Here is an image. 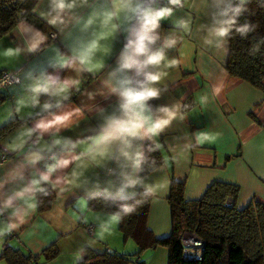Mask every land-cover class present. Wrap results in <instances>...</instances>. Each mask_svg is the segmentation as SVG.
I'll return each instance as SVG.
<instances>
[{"label":"clouds","instance_id":"9594fccd","mask_svg":"<svg viewBox=\"0 0 264 264\" xmlns=\"http://www.w3.org/2000/svg\"><path fill=\"white\" fill-rule=\"evenodd\" d=\"M187 3L108 0L105 5L90 0H37L33 12L55 30V39L63 38L56 45L59 58L50 65L59 70V75L36 79L25 95L32 98V108L39 104L42 94L55 98L56 103L46 101L43 110L49 112V118L39 119L34 127H22L5 145V151L14 156L0 163V192L10 190L0 197V240L22 227L39 206V197L47 196L50 190L58 188L61 194L72 189L84 191L86 184L93 182L86 176L92 168H104L106 186L100 187L97 175V191L85 192L82 199L86 203L101 200L114 209L104 218L108 227L131 215L141 196L155 192L148 169L155 164L152 153L162 147L157 138L184 116L178 104L154 107L151 102L166 91L161 86L165 77L161 69L166 61L176 63L168 57L178 44L176 33L192 32L193 18L177 16ZM250 3L196 0L201 16L207 20L198 27L203 46L226 52L233 33L241 39L255 33L256 24L240 23ZM45 5L47 10H41ZM165 21L173 24L171 38L157 47ZM26 29L34 33L35 42L25 41L23 47L10 50V55L19 58L50 51L53 34L22 15L14 28L22 41ZM118 36L123 40L122 47L118 55H113L111 41ZM261 44L264 37L257 40L253 50L259 51ZM105 58L112 59L113 64L106 65ZM89 80L92 83L86 87ZM221 91V85L212 87L213 95ZM75 93L86 94L91 106L73 104L64 110L63 102L70 101ZM97 97L106 102L104 107L97 108ZM17 103L20 108L26 106L23 100ZM53 107L59 111L51 112ZM93 120L94 124L85 127ZM66 131H78L79 135L65 136ZM205 139L208 136L204 133L196 135L197 143ZM109 163L115 167H109ZM76 259L82 261V253Z\"/></svg>","mask_w":264,"mask_h":264},{"label":"crops","instance_id":"0c3cea01","mask_svg":"<svg viewBox=\"0 0 264 264\" xmlns=\"http://www.w3.org/2000/svg\"><path fill=\"white\" fill-rule=\"evenodd\" d=\"M90 3L106 5L108 0H90ZM41 10H47L46 5ZM186 15L193 18L192 32L176 33L178 44L168 52L169 60L176 63L168 64L166 61L161 69L165 73L161 86L166 91L162 90L161 97L151 102L154 107L178 104L184 116L183 120H175L157 138L162 145L158 150L160 165L148 174L149 182L156 185V190L150 196L146 226L156 238L165 237L170 231L166 197L171 180L182 183L184 201L198 200L210 184L220 182L237 187L236 209L244 208L251 200L264 204V90L259 92L230 78L225 70L227 51L203 46L198 27L207 20L201 16L196 0H188L185 8L177 13V16ZM43 22L47 32L55 36V30ZM14 28L0 38V72L11 73L17 78L14 85L0 89V126L12 120L17 122L0 140V154L7 155L0 163L14 156L5 151V145L13 141L22 127H34L39 119L49 118L43 104L46 101L55 104V98L49 99L42 94L38 97L39 104L32 108V98L25 92L36 79L59 75V70L50 65L59 58L56 45L63 39L60 36L52 39L50 51L23 54L17 58L9 54L10 50L23 47L25 41L34 43L36 37L26 29L22 41ZM172 29L171 21L162 22L157 47L165 38H171ZM122 43L119 36L111 41L113 55H118ZM113 62L105 58L106 65ZM91 83L89 80L85 86ZM216 85L222 86L219 95L212 92ZM19 100H23L26 106L20 108ZM63 103L64 110L73 104L91 106L86 94L81 96L80 93H75L70 101ZM105 104L97 97V108ZM50 111L59 110L53 107ZM94 123L93 120L85 127ZM200 133L206 134L208 139L197 143L196 135ZM63 135L75 138L79 132L66 131ZM108 166L114 168L115 164L109 163ZM38 168L42 170V166ZM97 175L100 187H105L108 177L104 168H92L86 176L93 182L86 184L84 191L72 189L61 194L57 188L50 190L47 196L39 197V206L27 222L0 240V264H76L77 254L85 248L95 253L135 254L136 246L130 240H123L117 224L111 227L104 224L109 213L91 210L89 203L82 199L85 192L97 191ZM6 194H10L9 189L0 192V197ZM48 249L53 252V257L47 260ZM4 253L12 256L15 263L7 260ZM136 261L167 264L166 251L161 247L146 250L137 256Z\"/></svg>","mask_w":264,"mask_h":264},{"label":"trees","instance_id":"16d2710c","mask_svg":"<svg viewBox=\"0 0 264 264\" xmlns=\"http://www.w3.org/2000/svg\"><path fill=\"white\" fill-rule=\"evenodd\" d=\"M36 3L37 0H0V38L15 26L22 15L47 32L44 22L33 14ZM262 4L264 0H251L249 11L240 18V23H254L257 30L247 39L233 33L227 45L225 61V70L230 78L244 82L259 92L264 90V44L260 45L259 51L253 49L257 40L264 37ZM16 123L12 120L0 126V140ZM0 157L6 158L7 155L0 154ZM152 157L155 164L148 169V174L160 165L158 151L152 153ZM237 192L235 185L214 182L198 200L184 201L182 183L171 180L166 197L170 217L167 236L156 238L148 230L146 221L150 196H141L135 211L117 224L123 240H130L136 246L135 254L128 256L86 250L82 251V261L76 264H143L136 261L137 256L157 247L165 249L167 264H264V204L251 200L244 208L236 209L234 201ZM88 206L91 210L109 214L114 210L101 200ZM186 233L193 234L202 242L200 260L184 257L181 239ZM47 251L48 260L53 257V252L50 249ZM4 256L15 263L12 256L6 253Z\"/></svg>","mask_w":264,"mask_h":264},{"label":"built area","instance_id":"2783aa9c","mask_svg":"<svg viewBox=\"0 0 264 264\" xmlns=\"http://www.w3.org/2000/svg\"><path fill=\"white\" fill-rule=\"evenodd\" d=\"M55 36L53 35V39ZM17 82V78L11 73H1L0 74V89H5L10 85H14ZM4 157H0V161ZM228 204V202H227ZM88 231V230H87ZM90 231V230H89ZM183 249V255L186 259H191L194 261L200 260L202 252V242L193 234L186 233L181 239Z\"/></svg>","mask_w":264,"mask_h":264},{"label":"snow or ice","instance_id":"6c2138e0","mask_svg":"<svg viewBox=\"0 0 264 264\" xmlns=\"http://www.w3.org/2000/svg\"><path fill=\"white\" fill-rule=\"evenodd\" d=\"M136 99H139V97H137Z\"/></svg>","mask_w":264,"mask_h":264}]
</instances>
